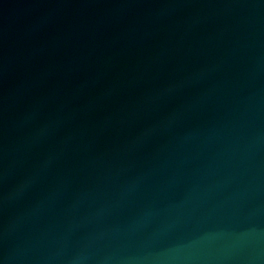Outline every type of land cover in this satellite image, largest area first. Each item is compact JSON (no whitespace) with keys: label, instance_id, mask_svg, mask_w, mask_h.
Here are the masks:
<instances>
[{"label":"water","instance_id":"obj_1","mask_svg":"<svg viewBox=\"0 0 264 264\" xmlns=\"http://www.w3.org/2000/svg\"><path fill=\"white\" fill-rule=\"evenodd\" d=\"M0 264H264V0H0Z\"/></svg>","mask_w":264,"mask_h":264}]
</instances>
